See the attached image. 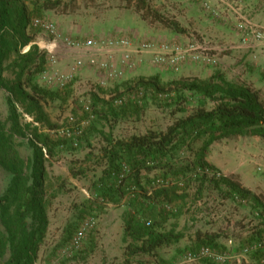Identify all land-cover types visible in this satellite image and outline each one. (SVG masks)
Wrapping results in <instances>:
<instances>
[{
  "label": "rangeland",
  "instance_id": "374dc122",
  "mask_svg": "<svg viewBox=\"0 0 264 264\" xmlns=\"http://www.w3.org/2000/svg\"><path fill=\"white\" fill-rule=\"evenodd\" d=\"M150 2L168 19L178 21L185 34H178L160 23L143 21L139 14L126 9L118 0H76L75 8L69 14L42 12L33 19L51 21L62 33L77 39L127 37L183 46L200 43L207 48L206 54L216 61L212 64L204 61L187 63L177 71L153 66L148 53L144 62L122 80L101 87L97 72L85 67L63 89L44 83L42 73L52 70L48 62L38 81L60 94L54 101L48 102L46 108L51 122L60 128L59 133L47 130L44 133L61 139L64 134L60 131L69 129L71 135L68 140L73 138L74 141L63 140L65 144L60 147L64 149L59 154L60 159L52 160L48 167L51 176L68 181L67 187L71 191L61 192L50 209L47 239L38 264H125L128 206L106 205L97 201L94 184L100 171L90 172L83 179H74L69 172L73 161H89L88 156L99 154L103 134L113 131L117 138H128L151 130H164L175 117L180 116V108L192 111L205 105L196 92L184 93L181 103L175 93L159 92L152 83L133 91L127 90L128 85L144 78L168 87L185 78L206 80L222 73L228 81L260 90L264 98V45L256 48L240 46L242 33L239 28L243 19H248L264 29V0ZM205 4L210 10L205 8ZM35 29L36 42L42 51L48 53L49 59L46 46L50 45L51 39ZM56 55L58 64L55 71L66 74L75 55L62 47ZM117 93L125 99L123 107L114 102L119 97L115 98ZM8 99L6 91L0 90V119L3 121L10 114ZM102 101H111V104L104 105ZM206 106L210 108L211 104ZM18 111L23 123L34 124L33 119L19 107ZM34 127L40 126L34 124ZM18 150L25 159L32 155L27 139L18 142ZM209 158L222 174L233 177L255 193L264 194L263 141L251 138L223 141L211 148ZM158 178L154 173L149 175L148 187L157 183ZM10 181L11 176L0 168V196ZM196 187L193 184L188 197L178 203L167 225L168 229L175 225L177 231L185 235L184 240L173 247L161 249L156 256L135 257L131 264H263L262 257L258 258L259 255L250 252L252 245L255 246V242L250 244L251 233L260 227L251 206L226 201L213 187H209V193L199 199ZM80 233L82 242L76 247L74 239ZM198 233L218 237V247L208 248L214 255L223 257V261L206 257L189 262V256L198 251V248L194 249Z\"/></svg>",
  "mask_w": 264,
  "mask_h": 264
},
{
  "label": "trees",
  "instance_id": "16d2710c",
  "mask_svg": "<svg viewBox=\"0 0 264 264\" xmlns=\"http://www.w3.org/2000/svg\"><path fill=\"white\" fill-rule=\"evenodd\" d=\"M118 1L145 22L160 23L185 34L178 21L168 19L150 0ZM75 3L76 0H0V90L9 95L10 107L7 119H0V168L11 176L0 196V264L41 262L50 209L61 192L71 191L66 179L51 176L48 170L52 160L60 159L64 141L70 140L66 134L60 139L44 133V130L54 132L60 128L46 112L48 102L60 94L38 81L48 65V53L38 46L32 22L42 12L69 14ZM151 83L159 92L175 93L181 103L184 93L196 92L205 105L192 111L180 108V116L164 130L128 138H117L113 131L103 134L99 154L88 156L89 161L74 160L69 171L72 178L83 179L99 170L100 176L94 184L96 200L106 205L128 206L125 264H131L135 257L156 256L161 249L184 240L185 235L175 225L171 229L167 225L193 184L197 186L199 199L213 187L226 201L251 206L260 227L251 233L250 244L255 242V246L252 245L250 252L263 258L264 194L255 193L233 177L222 174L209 158L211 148L223 141L251 138L264 142L261 91L251 85L228 81L222 73L206 80L185 78L168 87L139 78L127 90ZM116 96L121 99L119 93ZM102 102L111 104V101ZM206 104L211 107L207 108ZM18 107L40 127L23 123ZM23 139L32 148V155L27 159L18 150V142ZM73 141L71 138L70 142ZM153 173L159 178L148 187V177ZM217 240L216 236L198 233L194 249L218 247Z\"/></svg>",
  "mask_w": 264,
  "mask_h": 264
},
{
  "label": "built area",
  "instance_id": "2783aa9c",
  "mask_svg": "<svg viewBox=\"0 0 264 264\" xmlns=\"http://www.w3.org/2000/svg\"><path fill=\"white\" fill-rule=\"evenodd\" d=\"M205 8L210 10L208 4H205ZM213 12L216 16L218 15L215 11ZM32 25L34 28L46 33L51 39V43L46 46V49L49 52L48 62L52 70H45L42 73V79L44 83L57 89L65 88L72 78L85 67L96 71L99 75V85L105 87L110 83L124 79L128 73H132L144 62L148 53H150V62L153 66L169 67L177 71L187 63L204 61L212 64L216 62L215 59L206 54L207 48L200 43H191L183 46L177 43H154L149 40L137 41L127 37L77 39L62 33L51 21L35 19ZM239 28L242 33L240 46L256 48L264 45V29L253 21L243 19ZM59 47L64 48L76 57L69 65V70L66 74L55 71L58 64L56 53ZM124 101L125 99L121 98L116 103L121 105ZM53 133H59V130ZM60 133L71 135L69 129H64ZM81 242L82 233L74 239V245L78 247ZM206 257H213L223 261V257L214 255L209 248H203L196 254L190 255L188 260L192 262ZM262 261L264 264V257Z\"/></svg>",
  "mask_w": 264,
  "mask_h": 264
}]
</instances>
